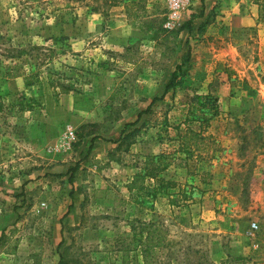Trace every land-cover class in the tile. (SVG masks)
<instances>
[{
	"label": "rangeland",
	"instance_id": "rangeland-1",
	"mask_svg": "<svg viewBox=\"0 0 264 264\" xmlns=\"http://www.w3.org/2000/svg\"><path fill=\"white\" fill-rule=\"evenodd\" d=\"M129 1L0 0V264H264V42Z\"/></svg>",
	"mask_w": 264,
	"mask_h": 264
},
{
	"label": "crops",
	"instance_id": "crops-1",
	"mask_svg": "<svg viewBox=\"0 0 264 264\" xmlns=\"http://www.w3.org/2000/svg\"><path fill=\"white\" fill-rule=\"evenodd\" d=\"M263 12L264 0H193L183 12V28H205V34L214 37H221L222 28L248 32L264 42Z\"/></svg>",
	"mask_w": 264,
	"mask_h": 264
},
{
	"label": "trees",
	"instance_id": "trees-1",
	"mask_svg": "<svg viewBox=\"0 0 264 264\" xmlns=\"http://www.w3.org/2000/svg\"><path fill=\"white\" fill-rule=\"evenodd\" d=\"M135 6H140L139 4V1L137 0H132V1H129L127 4H126V8H125V11H126V15L127 17H129L130 19L132 17L136 18L138 15L136 14V12H131L132 10H134V7ZM133 18V19H134ZM131 24L134 25V26H138L139 28H143L142 25H139L137 24V22H135V20H131ZM187 25V24H182V28ZM151 26H148L147 28H150ZM177 75H178V68L175 69L173 72H172V75H171V78L168 82V84L166 85V88L165 89H168L169 87H171L172 85H174V82L175 80L177 79ZM202 96L200 95H195L194 96V100L195 101H199V99H201ZM156 100V98L152 99L151 103L154 102ZM206 101L208 102H212L211 104H208L206 103L207 105H210L211 107H216V104H214L213 102L215 101V99H211V97H209L208 95H206ZM151 103L148 105L147 109L149 108V106L151 105ZM206 104H201V105H206ZM214 111H216V109H214ZM141 113V112H140ZM140 113L138 115H140ZM138 119V118H137ZM191 134H188V132H186L183 136H182V145L183 147H189L190 143H189V140L190 139H193L194 137L198 136V134L196 132H193L190 131ZM144 171L142 173H136L132 180L129 182V184H127V187L129 189V191H133V190H138V191H141L142 189H145L144 187V181L145 179H150L153 181V184H152V194L151 195H155L158 191L160 192L161 190L163 189H168L170 187H173L174 185V182L172 180H168V179H165L164 177H161L159 175V172L163 169L162 166H158L157 163H155L153 161V158L147 156L146 159H145V164H144V167H143ZM71 177H72V173L69 175V180H71ZM171 201H174V200H171ZM142 228L141 230H147V231H151L150 232H147V234H150L147 236V243L145 244V246H143L142 248V258H143V261L145 264H147L149 262V259L150 257L153 255V250L155 247L157 246H160L161 245V241H156L153 239V231H154V227L153 225H150V224H144L142 223ZM152 229V230H151ZM5 241H6V234L4 231H2L1 235H0V246H4L5 244ZM57 264H62L60 262V260L58 261Z\"/></svg>",
	"mask_w": 264,
	"mask_h": 264
},
{
	"label": "built area",
	"instance_id": "built-area-1",
	"mask_svg": "<svg viewBox=\"0 0 264 264\" xmlns=\"http://www.w3.org/2000/svg\"><path fill=\"white\" fill-rule=\"evenodd\" d=\"M193 0H167L165 1L166 7L168 9V17L170 20L179 17L182 12H184L192 3ZM252 1V0H250ZM171 21H167L166 25L169 26ZM256 222L250 224V230H257Z\"/></svg>",
	"mask_w": 264,
	"mask_h": 264
}]
</instances>
